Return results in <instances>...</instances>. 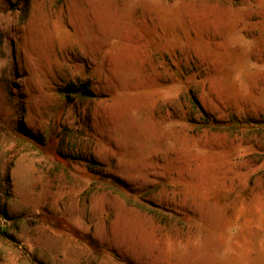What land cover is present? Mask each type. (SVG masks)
<instances>
[{
  "label": "rangeland",
  "instance_id": "1",
  "mask_svg": "<svg viewBox=\"0 0 264 264\" xmlns=\"http://www.w3.org/2000/svg\"><path fill=\"white\" fill-rule=\"evenodd\" d=\"M0 264H264V0H0Z\"/></svg>",
  "mask_w": 264,
  "mask_h": 264
},
{
  "label": "trees",
  "instance_id": "2",
  "mask_svg": "<svg viewBox=\"0 0 264 264\" xmlns=\"http://www.w3.org/2000/svg\"><path fill=\"white\" fill-rule=\"evenodd\" d=\"M192 102L194 103V105H199L197 99L192 95ZM206 115V113H205ZM205 120V123L207 125H210V126H213V127H219V126H226V127H229L231 126V124H228V123H225L223 121H216L208 116H206V118L204 119Z\"/></svg>",
  "mask_w": 264,
  "mask_h": 264
}]
</instances>
